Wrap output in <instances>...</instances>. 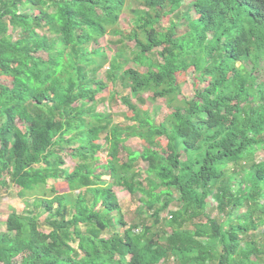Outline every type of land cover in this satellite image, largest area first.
I'll list each match as a JSON object with an SVG mask.
<instances>
[{"label":"trees","instance_id":"obj_1","mask_svg":"<svg viewBox=\"0 0 264 264\" xmlns=\"http://www.w3.org/2000/svg\"><path fill=\"white\" fill-rule=\"evenodd\" d=\"M141 1L126 31L127 0H0V190L36 195L0 230V264H264V160L242 166L264 148V0H193L192 15L186 0ZM107 35L113 57L90 48ZM106 67L123 128L99 113ZM146 94L167 101L165 121ZM115 187L140 221H124Z\"/></svg>","mask_w":264,"mask_h":264},{"label":"rangeland","instance_id":"obj_2","mask_svg":"<svg viewBox=\"0 0 264 264\" xmlns=\"http://www.w3.org/2000/svg\"><path fill=\"white\" fill-rule=\"evenodd\" d=\"M127 7L126 11L123 14L121 18V24L120 27L122 30L130 31L132 28V23L134 22V16L132 15V10L136 9H142L143 4L141 0H127ZM193 5V0H186V3L184 7L181 9V13L183 12H188L189 10L192 9V13L196 12L194 10V5ZM131 11V12H130ZM31 14L34 12L31 10ZM170 18H167L165 21L164 25L166 27L170 26ZM188 31L187 25L183 26L181 29L182 34H185ZM18 37H15L17 39ZM119 38H115L114 36L107 35L104 38L99 39V42L93 43L90 48L92 50L95 49H101L104 50L109 56L113 57L114 53L117 51V45L114 44L116 40ZM130 50L133 51L136 48V43L131 42L128 43ZM109 67L104 68L99 75V79L103 80L104 83L107 85L109 84L107 80V71ZM129 69H138V66L136 65L135 62H129L126 65V70ZM124 72L119 73V76H122ZM194 77V76H193ZM193 77H187L184 78L183 82V98H188L192 99L196 96V91H197V84L198 81L194 79ZM0 81L7 82L8 79L4 78L3 76H0ZM9 82V81H8ZM204 84L202 88L205 86ZM118 86L122 87L121 80L120 83H118ZM115 90V86L113 84H109L108 88L104 90L101 94L98 95V109L99 113H104V114H112L114 117V123L117 124L118 126L125 127L127 125H130L131 122L128 120L129 116L131 115L129 112V108L124 105V103L121 102L119 104L115 103L114 104V99H112V93ZM118 90V89H117ZM131 95V89L128 88L125 90V96ZM152 94H146L145 98L147 99V103L145 105H141L142 108H148L150 111L153 113V117L157 120V122H163L165 119L168 117L170 113V108L167 104V101L165 99H160L158 101H153L149 97H151ZM110 100V101H109ZM104 143V142H103ZM129 145L133 147L134 150H142L144 148V144L142 143L141 140L139 139H132L129 141ZM78 147V144H73L72 145V151ZM67 167H70L71 170L74 169L75 165L79 163L80 159L78 157H73L72 154L69 153H62ZM100 157L102 158L101 162L102 164L106 163V154H100ZM264 160V148L263 149H258L255 154H250L248 155L242 162V166L244 168H248L252 163L254 162H262ZM102 166V165H101ZM100 166V167H101ZM141 170L144 172L147 169V163L145 161H141L138 164V170ZM115 192L121 207V215L127 223L130 224L133 220L136 222L140 221V217L136 215L134 217V212L136 208L140 205L139 203V198L132 197L125 189L122 188H116L115 187ZM74 195L78 196L79 192H75ZM36 195L27 193L24 197H20L18 193V188L16 186H11L8 191L5 189L0 190V230L5 232L6 227H5V222L13 210H17L19 212H23L25 209H28L27 202L30 204L33 203L35 200ZM173 198H177V195L175 194ZM30 210L34 211V207L30 206ZM176 211V206L172 205L170 209L166 210L161 214V216L158 218V226L161 229H164L162 227V223L166 221V218L168 217V212L169 211ZM43 209L40 210V213H42ZM245 211L244 209L238 210V213H241ZM207 213L215 218L219 219L221 218V221L226 220V216H223L219 213H216V204L214 203V199L212 197L207 199ZM123 229H126V226L122 228V226H119V230L123 231ZM261 234L264 232V225L259 228L258 230ZM263 231V232H262ZM258 233V232H257Z\"/></svg>","mask_w":264,"mask_h":264}]
</instances>
